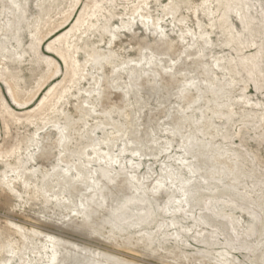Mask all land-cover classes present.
<instances>
[{"label": "rangeland", "instance_id": "rangeland-1", "mask_svg": "<svg viewBox=\"0 0 264 264\" xmlns=\"http://www.w3.org/2000/svg\"><path fill=\"white\" fill-rule=\"evenodd\" d=\"M0 264H264V0H0Z\"/></svg>", "mask_w": 264, "mask_h": 264}]
</instances>
